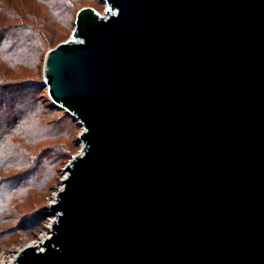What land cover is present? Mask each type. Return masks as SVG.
<instances>
[{"label": "water", "instance_id": "obj_1", "mask_svg": "<svg viewBox=\"0 0 264 264\" xmlns=\"http://www.w3.org/2000/svg\"><path fill=\"white\" fill-rule=\"evenodd\" d=\"M103 1L46 54L83 152L11 264H264V0Z\"/></svg>", "mask_w": 264, "mask_h": 264}, {"label": "rangeland", "instance_id": "obj_2", "mask_svg": "<svg viewBox=\"0 0 264 264\" xmlns=\"http://www.w3.org/2000/svg\"><path fill=\"white\" fill-rule=\"evenodd\" d=\"M84 7L104 14L106 4L0 0V264L49 235L63 169L83 152V130L51 101L44 65Z\"/></svg>", "mask_w": 264, "mask_h": 264}, {"label": "bare ground", "instance_id": "obj_3", "mask_svg": "<svg viewBox=\"0 0 264 264\" xmlns=\"http://www.w3.org/2000/svg\"><path fill=\"white\" fill-rule=\"evenodd\" d=\"M54 203V202H53ZM50 236L46 237V238H49ZM45 238V239H46ZM42 239V238H41ZM43 242H44V239L42 241H40L37 245H33V246H38V247H43Z\"/></svg>", "mask_w": 264, "mask_h": 264}, {"label": "built area", "instance_id": "obj_4", "mask_svg": "<svg viewBox=\"0 0 264 264\" xmlns=\"http://www.w3.org/2000/svg\"><path fill=\"white\" fill-rule=\"evenodd\" d=\"M52 204V203H51ZM50 206V205H49ZM49 235H47L46 237H48ZM45 237V238H46ZM45 238H43L44 240H45ZM43 239H41V240H43ZM12 259H9V260H6L4 263H2V264H11L12 263V261H11Z\"/></svg>", "mask_w": 264, "mask_h": 264}, {"label": "trees", "instance_id": "obj_5", "mask_svg": "<svg viewBox=\"0 0 264 264\" xmlns=\"http://www.w3.org/2000/svg\"><path fill=\"white\" fill-rule=\"evenodd\" d=\"M80 10V9H79ZM49 51V50H48Z\"/></svg>", "mask_w": 264, "mask_h": 264}]
</instances>
